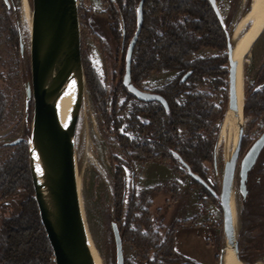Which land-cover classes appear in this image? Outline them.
<instances>
[{"label":"trees","instance_id":"1","mask_svg":"<svg viewBox=\"0 0 264 264\" xmlns=\"http://www.w3.org/2000/svg\"><path fill=\"white\" fill-rule=\"evenodd\" d=\"M119 1L118 7L109 1L114 20L120 25L124 21L127 29L133 32L140 0ZM251 2L248 0V8ZM3 4L6 11L12 10L10 3L3 0ZM144 15L142 32L133 54L132 80L145 88V79L155 71L179 70L180 75L174 81L152 89L167 99L169 109L160 101L139 100L128 89H125V100L120 103L117 94L112 102L108 100L106 89L103 95L97 94L106 125L119 141L123 153L122 156L112 155L118 206L116 219L123 240L131 242L146 264H199L177 255L175 237L181 224L164 232L163 225L158 224L153 215L155 201L148 200L147 195L161 191L162 186L147 188L139 195L132 182L128 185L126 171L134 170L136 161L162 162L187 174L189 166L213 189H218L217 182L210 176V166L214 165L227 113L229 33L210 0H145ZM9 29L20 54L19 26L9 23ZM208 47L217 48L218 54L196 57L200 49ZM189 70H192L190 76L181 81ZM211 75L215 76L212 81L216 82V87H220L217 83L226 86V98L220 104L211 92L199 86ZM93 79L90 83L96 85V90L98 85ZM257 79L245 102L244 113L255 115L259 120L264 118V63ZM258 84L260 86L256 88ZM131 100L134 101L130 103ZM10 103V96L0 88V125L8 115ZM125 122L127 131L135 132V136L121 130ZM247 143L249 141H245L244 146ZM29 163V149L25 143H21L7 160L0 162V194L11 198L9 205L0 208V264H48L54 257L35 199ZM132 176L135 179V175ZM191 178L208 198L216 199L213 190ZM247 186L246 194L241 193L243 227L239 239L240 244L255 256L264 251V148L249 172ZM185 223H189V219ZM126 264L131 263L126 261Z\"/></svg>","mask_w":264,"mask_h":264},{"label":"rangeland","instance_id":"2","mask_svg":"<svg viewBox=\"0 0 264 264\" xmlns=\"http://www.w3.org/2000/svg\"><path fill=\"white\" fill-rule=\"evenodd\" d=\"M109 1L78 0L86 92L77 128L76 160L83 212L91 229L90 233L93 241H95L96 250L103 264H117L116 242L112 222L116 221L118 225L120 223L116 219L118 206L116 204L115 192V165L112 155L117 154L122 156L123 153L119 141L115 140L114 133L106 125L97 94L103 95L106 89L107 99H111L112 102L117 94L118 102L120 103L125 100L127 93L123 86L120 85V66L116 65V58L118 56L116 51L119 43L117 44V40L110 30L115 17L111 12V3ZM9 3L13 8L6 11L3 0H0V88L5 90L11 99L8 115L0 125V162L7 160L21 143H25L28 145V149H30L33 120V102L30 101L27 107L26 96V83L31 80V36L27 34L23 21H21V1L9 0ZM28 3L32 12L31 1L28 0ZM117 4L116 1V7H118ZM217 4L222 14L223 25L228 30V33L232 32L234 34L243 17L251 8V6L247 7L248 0H217ZM259 22L260 16H255L252 20H249L242 30V34L252 31L253 27L257 26ZM9 23L19 26L20 42L24 43L23 52L20 45H18L20 54L11 40L12 35ZM122 24H125L124 21ZM122 24L120 27H122ZM263 25L264 22L260 26L257 35H255V38H257H254L255 41L243 58L242 86L245 102L257 83L258 73L264 63ZM232 43L235 45L234 35H232ZM218 52L217 48L208 47L200 49L195 55L196 57L207 58L216 56ZM179 75V70L164 69L155 71L145 79L144 87L148 89L159 88L174 81ZM90 78L96 80L98 85L96 90L94 88L96 85L92 86ZM214 78L215 76L213 75L206 77L199 86L202 90L211 92L216 103L220 104L226 98L224 91L226 86L217 83L220 87H216V82L212 81ZM133 101L131 100L130 103ZM130 107L131 104L126 114L129 113ZM226 110L229 112L228 94ZM228 112L222 123L216 147L215 159L217 164L215 165L214 159V165L210 166V176L218 184V189L216 190L218 193L220 192V185L223 180L225 162L232 155L238 135L237 122L227 116ZM126 125L127 122L121 127V130L135 136V132L127 131ZM263 132L264 118L256 120L255 115H245L244 141L238 162L234 188L240 205L239 226L237 229L239 238L243 208L239 187L240 163L243 155L247 152L253 141ZM19 138H22L21 142L12 143V141ZM87 138L89 139V143H87ZM245 141H249L251 144L247 143L244 146ZM86 150H88L89 155L87 154L86 158H84ZM132 174L135 175V179ZM126 178L128 185L132 182L133 188H136V192L139 195L147 188L158 185L162 186L161 191L151 192L147 195V198L148 200L155 201L152 212L157 223L163 225L162 230L164 232L169 231L178 223L184 224L188 219L191 223L198 221L201 224L209 225L213 228L214 232L213 242L215 243V251L218 254L220 253L221 246L226 240V235L223 228V212L220 207L219 195L215 194L216 199L208 198L202 192L201 187L192 182L189 174L157 161L145 163L136 161L134 170L127 169ZM10 202L11 198L6 197L4 193L0 194V206L4 204L3 207L5 208V205H9ZM126 207L127 204L125 205L123 218L126 215ZM179 239L181 240V236H179ZM177 241L178 236L176 235L175 243ZM123 248L125 264L126 261H129L131 264H146L132 247L131 242L123 240ZM177 255L182 259H187V257L181 255L178 251ZM48 264H56L54 257L50 258ZM209 264H219V260L216 258Z\"/></svg>","mask_w":264,"mask_h":264},{"label":"water","instance_id":"3","mask_svg":"<svg viewBox=\"0 0 264 264\" xmlns=\"http://www.w3.org/2000/svg\"><path fill=\"white\" fill-rule=\"evenodd\" d=\"M5 1L9 3V0ZM30 1L32 4L31 80L26 83V96L27 107L30 101L33 102L29 157L35 199L53 250L55 263L98 264L84 217L76 160L77 128L86 92L78 0ZM210 1L222 17L217 0ZM137 17V29L127 52L124 84L138 99L160 101L169 109L168 101L162 94L139 88L132 81L133 51L143 27L144 0L139 3ZM263 28L264 25L262 30ZM232 35V32L229 33L228 40L230 62L228 110L235 116L238 135L232 155L225 162L220 192L212 189L208 181L188 166L190 176L209 190H213V193L220 198L226 240L218 254L219 264H224L226 248L233 244L237 258L243 261L240 257V239L232 212L235 178L244 141V123L238 103L237 69L233 57ZM255 39L248 44L247 51ZM20 48L23 52L22 41ZM191 73L192 70L186 72L181 81H186ZM21 140L22 138H19L12 143ZM263 148L264 132L252 143L241 159L239 187L243 194H246L248 189L249 172L256 165ZM112 226L117 264H125L123 238L119 225L113 221Z\"/></svg>","mask_w":264,"mask_h":264},{"label":"bare ground","instance_id":"4","mask_svg":"<svg viewBox=\"0 0 264 264\" xmlns=\"http://www.w3.org/2000/svg\"><path fill=\"white\" fill-rule=\"evenodd\" d=\"M20 1H21V8H22V20L21 21H23V25L25 26L27 34L29 36H31L32 12L30 10L28 0H20ZM255 16H260L259 24L257 26H254L253 30L249 31L247 34H242V30L246 26V23L249 20H252ZM263 22H264V0H252L251 8L248 10V13L243 17L242 22L236 28V30L234 31V34H233L234 35V42H235L234 56L233 57H234V61L236 63V69H237L238 103H239V110H240V114L242 115L243 123L245 122V115H244L245 100H244V90H243V86H242V75H243V64H244L243 58H244V55L247 51L248 44L254 40L255 35H257V32H258L260 26L263 24ZM227 116L229 118H233L234 120H236L233 112L230 110H229ZM223 131H225V130H223ZM88 140L89 139L87 138V143H89ZM87 154H88V150L85 151L84 158H86ZM239 206L240 205H239L238 199L236 198L235 191H234L233 196H232V212L234 215L236 231H237L238 226H239V223H238V220H239L238 217H239V212H240ZM85 220H86V217H85ZM86 224H87V228H88V233L90 235V239L92 241V245H93V249H94V256L96 258V261L98 264H103L101 261V258L99 256V253L96 250L95 243H94L95 241H93V239L91 237V233H90L91 229L89 227L87 220H86ZM241 262L242 261L237 258V254L235 251V244H233L232 246H228L226 248V254L224 256V264H242Z\"/></svg>","mask_w":264,"mask_h":264},{"label":"crops","instance_id":"5","mask_svg":"<svg viewBox=\"0 0 264 264\" xmlns=\"http://www.w3.org/2000/svg\"><path fill=\"white\" fill-rule=\"evenodd\" d=\"M176 235L178 236L176 249L181 255L203 264H209L217 258L218 253L215 251L214 232L211 226L198 221L184 223L181 224Z\"/></svg>","mask_w":264,"mask_h":264},{"label":"flooded vegetation","instance_id":"6","mask_svg":"<svg viewBox=\"0 0 264 264\" xmlns=\"http://www.w3.org/2000/svg\"><path fill=\"white\" fill-rule=\"evenodd\" d=\"M115 4V2L117 1L118 3H120L119 0H112ZM141 1V0H140ZM145 2V0H144ZM124 4L127 3L126 1L123 2ZM140 3V2H139ZM139 3L136 7V19H135V23H134V30L133 32H131L129 29H127V25H123L122 24V27H120V24L116 23V21L114 20V22H112V26H111V33L112 35L116 38L117 40V60H116V65L120 66V79H121V86H123L124 89H128L127 86L124 84V75L126 73V60H127V52H128V48H129V45H130V42H131V39L134 35V32L136 31L137 29V24H138V17H137V10H138V6H139ZM144 18H145V15H144ZM125 23V22H124ZM144 23V22H143ZM143 28V27H142ZM142 32V30H141ZM141 35V33H140ZM140 38V36H139ZM138 38V40H139ZM138 40L136 42V45L138 43ZM136 45H135V48H136ZM135 48H134V51H135ZM134 51H133V54H134ZM132 64H133V58H132ZM116 73V72H115ZM131 77H132V67H131ZM133 81V80H132ZM134 82V81H133ZM135 84V83H134ZM138 86V85H137ZM260 85L258 84L256 86V88H258ZM139 87V86H138ZM140 88V87H139ZM142 89H145V90H148V91H152V89H148V88H142ZM129 91V90H128ZM130 92V91H129ZM154 92V91H153ZM140 100V99H139ZM143 101V100H142ZM245 115V114H244ZM22 141V140H21ZM20 141V142H21ZM254 142V141H253ZM252 145V144H251ZM242 196V194H241ZM242 204H243V199H242ZM4 206V204H2L0 206V208L2 209ZM242 211H243V208H242ZM241 221H242V213H241ZM242 227H243V223H242V226H241V230H242ZM241 233V232H240ZM240 257L241 259L246 263V264H264V251L259 253L258 255H255V256H252V253L249 252L244 246H242L240 244ZM241 262V263H244V262Z\"/></svg>","mask_w":264,"mask_h":264},{"label":"snow or ice","instance_id":"7","mask_svg":"<svg viewBox=\"0 0 264 264\" xmlns=\"http://www.w3.org/2000/svg\"><path fill=\"white\" fill-rule=\"evenodd\" d=\"M38 167V166H37Z\"/></svg>","mask_w":264,"mask_h":264}]
</instances>
